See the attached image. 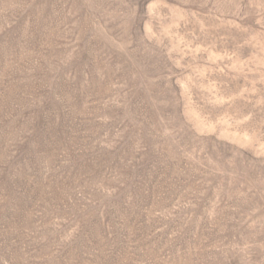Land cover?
I'll return each instance as SVG.
<instances>
[{
	"label": "rangeland",
	"instance_id": "obj_1",
	"mask_svg": "<svg viewBox=\"0 0 264 264\" xmlns=\"http://www.w3.org/2000/svg\"><path fill=\"white\" fill-rule=\"evenodd\" d=\"M0 264H264V0H0Z\"/></svg>",
	"mask_w": 264,
	"mask_h": 264
}]
</instances>
